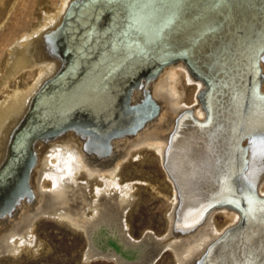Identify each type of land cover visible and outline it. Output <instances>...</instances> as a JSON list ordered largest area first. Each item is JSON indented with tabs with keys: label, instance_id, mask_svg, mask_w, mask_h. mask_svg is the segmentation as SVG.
Listing matches in <instances>:
<instances>
[{
	"label": "bare ground",
	"instance_id": "bare-ground-1",
	"mask_svg": "<svg viewBox=\"0 0 264 264\" xmlns=\"http://www.w3.org/2000/svg\"><path fill=\"white\" fill-rule=\"evenodd\" d=\"M43 6L0 64V255L37 256L45 244L35 222L49 216L81 234L83 262L151 264L166 251L171 264H195L248 212L249 221L203 264H264V203L245 195L240 214L224 207L194 230L181 224L228 199L232 177L242 190L254 180L264 196V160L257 159L264 154V0ZM31 68L32 78L19 86L18 75ZM71 116L78 122L67 123ZM31 121L38 125L26 133ZM60 124L67 129L54 133ZM248 135L243 173L240 141ZM144 154L159 163L164 187L145 183L168 209L158 236L145 231L132 240L127 213L137 181L121 170Z\"/></svg>",
	"mask_w": 264,
	"mask_h": 264
},
{
	"label": "rangeland",
	"instance_id": "rangeland-1",
	"mask_svg": "<svg viewBox=\"0 0 264 264\" xmlns=\"http://www.w3.org/2000/svg\"><path fill=\"white\" fill-rule=\"evenodd\" d=\"M60 1L61 0H0V64L6 54L5 52H7L9 44L15 39L14 37H17L19 34L21 35L23 32L30 29L34 23L36 24L37 21H39L40 11L38 10H41L43 5H45L43 8L48 7L49 9H53ZM25 2H27V4ZM21 10L24 11V13ZM19 15H21V18ZM33 70V68L25 69L18 75L21 76L18 80L19 86L23 81L32 78L30 71ZM12 86L13 82H10L9 88ZM190 86H192V84ZM143 156L140 160L139 158L129 159L126 163L127 166L123 167L121 170V175L123 177L127 176V178L129 177L133 181H137V189L135 191L137 195H135V200L129 208L130 211L128 210L127 213L129 215L127 217L132 240H139L141 232L145 231L154 232V235L158 236L164 228V213L166 214L168 209L166 200L161 195L154 196L145 183V179L151 181V183H162L163 175L160 170V165L151 155L144 154ZM129 161L132 162L130 163ZM158 187L163 188L164 186L161 184ZM165 190L166 189L163 191L164 193ZM213 221L216 222L215 224L218 226L221 225L224 219L220 214L215 213ZM59 223L49 216L40 217V219L35 222L36 226L34 227L36 228L34 232L37 238L45 244L44 249L40 250L41 254L38 253L35 257H29L26 253H22L16 258L9 255H0V264H115L108 258H93L87 262H83L80 259L84 249L83 237L79 232H74L64 224L62 225V223ZM151 264H171V259L168 253L164 251Z\"/></svg>",
	"mask_w": 264,
	"mask_h": 264
},
{
	"label": "water",
	"instance_id": "water-1",
	"mask_svg": "<svg viewBox=\"0 0 264 264\" xmlns=\"http://www.w3.org/2000/svg\"><path fill=\"white\" fill-rule=\"evenodd\" d=\"M151 83V82H150ZM115 138H113L112 140H114ZM40 139H37L36 141H39ZM42 141V140H41ZM31 142V141H30Z\"/></svg>",
	"mask_w": 264,
	"mask_h": 264
}]
</instances>
